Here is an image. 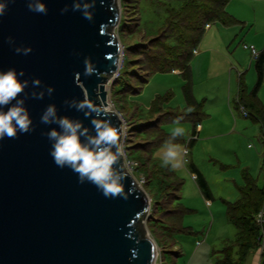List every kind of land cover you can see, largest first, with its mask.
<instances>
[{"label":"water","instance_id":"water-1","mask_svg":"<svg viewBox=\"0 0 264 264\" xmlns=\"http://www.w3.org/2000/svg\"><path fill=\"white\" fill-rule=\"evenodd\" d=\"M117 1L96 0L87 20L71 9L72 0H44L47 14L30 11L27 0H10L0 17V69L24 71L25 103L35 126L0 140V264H155L157 246L144 224L150 209L145 191L131 175L127 199L105 198L91 183H78L76 173L57 167L49 155L44 133L55 125L40 122L44 108L54 103L61 115L90 128L83 113L64 101L87 97L106 104L122 52L115 35ZM29 45L27 55L15 52V46ZM86 57L95 69L91 75H85ZM36 77L40 87L54 86L51 96H31ZM111 119L121 126L117 114Z\"/></svg>","mask_w":264,"mask_h":264},{"label":"rangeland","instance_id":"rangeland-1","mask_svg":"<svg viewBox=\"0 0 264 264\" xmlns=\"http://www.w3.org/2000/svg\"><path fill=\"white\" fill-rule=\"evenodd\" d=\"M133 1L125 0L124 3L121 0L117 1L120 17L123 14L127 20L132 16L133 20L137 18L135 9L127 8V5ZM121 4L125 6L124 10ZM225 9L234 18L235 24L229 26L213 24L207 32L214 36L208 35L204 39L207 32L205 33L199 45V50L202 52L198 57L195 55L190 63L193 95L197 101L202 102L201 112L204 117L199 124L203 122L207 129L206 134L210 133L211 135L203 144L201 143L202 136L198 134L199 138L189 149L190 159L205 178L212 200L209 205L206 204L186 167L187 165L173 171L183 184L178 195L180 199L173 203V208L178 204L177 210L175 208L172 210H175L174 214L181 216L178 223L185 232L183 230L174 232L170 227L171 239L162 240L156 232L151 230V234L148 230L147 219L151 216L150 210L144 222L151 239L155 240L154 242L160 249L161 264H215L220 257L218 251L227 245V241L231 243L235 236V229L228 224L225 216L223 215L221 219L222 224L224 223L222 227L217 214L219 211L225 214L224 203L234 202L237 198L236 184L242 182L244 168H247V173H251L257 179L258 186L263 184L261 168L264 165V147L259 125L248 116L241 115L234 101L235 94L232 92L228 96L226 89L229 80L231 79L233 86L240 75H242L246 93L251 92L254 87L256 82L254 60L244 46H253L258 52L262 49L264 43V0H230ZM147 13V15H142L144 22L146 19L148 20V17L154 18L151 8H148ZM118 26L115 28V35L121 45L122 52L118 73L107 85L106 104L115 106L121 127L125 130V120L129 116V112L138 111L139 115L144 114L156 95L171 92L172 96L166 106L183 108L184 101L181 93L183 80L179 74H173V72L153 74L147 77L145 84L135 87V81L138 78L131 79L129 74L132 71L130 70H135L134 72L138 74L139 72L137 69L129 68H135L132 65L142 59L137 56V51L132 52L127 48H130L134 41L139 42V39L135 37L133 40H129L128 35H124L125 33H122L124 30L119 29ZM222 57L224 58L223 66L219 63ZM119 72L120 81L124 76V78H128L127 80L131 79V83L135 82L132 90H128L127 87L124 90H119L118 82H114ZM124 72L129 73L124 74ZM134 90L138 92L134 93ZM257 97L264 104V81L258 90ZM218 122H220V128ZM181 124L186 129L184 137L189 139L191 125L186 122ZM173 126L165 125L164 129L166 128V131L169 132ZM123 138H125V134ZM160 149L152 153V158L159 164ZM133 175L135 181H138L140 176L143 178L142 174L139 175L137 168L133 170ZM142 185L143 183L141 184L143 189ZM154 189V183H150L147 187V191L152 193H154ZM218 228L223 230L222 240L215 236Z\"/></svg>","mask_w":264,"mask_h":264},{"label":"trees","instance_id":"trees-1","mask_svg":"<svg viewBox=\"0 0 264 264\" xmlns=\"http://www.w3.org/2000/svg\"><path fill=\"white\" fill-rule=\"evenodd\" d=\"M229 1L134 0L127 5V8L135 9L137 18L133 20L132 16L127 20L123 14L120 17L118 27L124 30L122 33L128 35L129 40H133L135 37L139 39V42L134 41L133 45L127 48L132 52L137 51V56L142 59L132 65L135 68H129L137 69L139 72L138 74L134 72L135 70H130L132 71L130 73L132 76L129 74L131 79L138 78L135 81V87L145 84L150 75L174 72V70L183 80L181 86L183 108L167 107L166 104L172 96L171 92H167L164 95H156L144 114L139 115L138 111L129 112L130 114L125 120L124 148L126 157L137 163L139 175L142 174L144 178L143 189L150 198L151 216L147 219V227L151 234V230H153L162 240L171 239L170 227L174 232L183 230L178 223L181 216L174 214L178 204L174 206L175 210H172L174 209L173 203L180 199L178 195L183 183L173 171L161 168L160 164L152 158V153L161 148L163 141L169 135L164 126L173 125L177 116H183L181 123H189L191 130L189 139L179 137L176 142L186 146L187 150L193 147L196 141V128L204 116L201 112L202 102L197 101L193 96L190 63L207 25L229 26L235 24L234 18L225 9ZM121 2L124 3L125 0H121ZM121 7L124 10L123 4ZM148 8L152 9L151 14L154 18L148 17V20L146 19L144 22L142 15L148 14ZM263 69L264 47L254 59L256 82L253 89L246 93L242 75H240L236 96V107L244 109L247 116L258 123L261 138L264 136V107L260 103L257 93L263 82ZM127 73L129 72H124V74ZM127 79L123 76L120 81L119 72L116 81H114L118 82L119 90H124L125 87L128 90L133 89L132 86L135 82L131 83V79ZM137 92L134 90V93ZM187 108H191L192 111H185ZM187 161L186 167L189 173L195 176L194 182L200 190L202 198L211 201V192L205 178L191 160ZM262 171L264 174V167ZM241 178V185L236 186L238 198L234 202L224 203L228 221L236 229L234 240L231 243L227 241V245L218 251L221 258L215 264H242L250 251L259 249L261 246L264 217H262V223L258 224L256 215L260 211H264V180L262 186H257L256 180L246 170L242 171ZM150 183L155 184L154 193L147 191ZM155 244L158 248L156 242ZM158 250L160 255V249L158 248ZM259 264H264V252L261 254Z\"/></svg>","mask_w":264,"mask_h":264},{"label":"clouds","instance_id":"clouds-1","mask_svg":"<svg viewBox=\"0 0 264 264\" xmlns=\"http://www.w3.org/2000/svg\"><path fill=\"white\" fill-rule=\"evenodd\" d=\"M10 0H0V17L6 15ZM96 0H72L71 9L91 20L94 16ZM30 11L47 14L48 7L44 0H27ZM65 5L61 12H67ZM9 44L14 45L11 36L7 37ZM31 46H15V52L27 55ZM85 75H91L95 69L90 58H85ZM119 65L113 76L117 74ZM174 70L173 74H175ZM24 71L15 68L0 69V140L5 137L15 138L17 134L34 131L31 114L26 106L24 90L29 86V80L21 79ZM41 80L36 77L31 80V96L43 99L45 94L51 96L54 86H41ZM39 88V90H37ZM64 103L83 113L89 120L90 128L82 120L68 115H61L54 103H49L40 115V122L50 127L44 133L50 141L49 155L59 168H68L76 173L78 183H91L105 198L127 199L130 192L125 190V181L133 167L132 161L125 160V148L122 138L125 130L113 124L111 117L116 114L112 104L97 105L89 98L66 99ZM185 111H192L191 108ZM183 116H177L169 135L163 141L160 149V167L176 171L187 165V149L176 140L186 135V129L181 124ZM264 217V211L257 213L256 219Z\"/></svg>","mask_w":264,"mask_h":264},{"label":"crops","instance_id":"crops-1","mask_svg":"<svg viewBox=\"0 0 264 264\" xmlns=\"http://www.w3.org/2000/svg\"><path fill=\"white\" fill-rule=\"evenodd\" d=\"M230 2V1H229ZM227 12V11H226ZM228 13V12H227ZM231 16V15H230ZM211 27H212V25H207L206 26V28H205V33L207 32V30L209 31L210 29H211ZM205 33H204V35H205ZM204 35H203V37H202V39H201V41L200 42H202V40H203V38H204ZM208 35H210V36H214V34H209V32H207L206 33V35H205V38L204 39H206V37L208 36ZM199 45H200V43H199ZM199 45H198V47H197V49L194 51V56L196 55L197 57L200 55V53L202 52V51H200L199 50ZM263 47H264V43H263V45H262V49H263ZM250 54V53H249ZM224 56V55H223ZM210 63H211V61H210ZM219 63H221L222 64V66H223V64H224V58L222 57V59L220 60V62ZM209 66H210V64L207 66V69L209 68ZM190 69H191V65H190ZM175 74H178V72L176 71L175 72ZM191 75H192V69H191ZM239 79V78H238ZM263 81H264V77H263ZM243 84H244V81H243ZM244 87H245V85H244ZM245 89H246V87H245ZM192 90H193V87H192ZM227 95L228 96H230L231 94H232V92L235 94V98H234V101L236 102V96H237V91H238V80H237V82L236 83H234V85L232 86V84H231V79L229 80V84H228V86H227ZM194 93V92H193ZM194 96V95H193ZM224 97V96H223ZM222 98V97H221ZM259 99V98H258ZM259 101H260V103L263 105V107H264V104L261 102V100L259 99ZM241 108V107H240ZM240 108H239V110H240ZM244 110V109H243ZM240 113H241V111H240ZM242 115V114H241ZM243 116V115H242ZM204 123H206V122H204ZM256 123V122H255ZM218 124V126H219V128H220V122H218L217 123ZM206 125H208V124H206ZM259 130H260V127H259ZM206 131H207V129H205V124L203 125V122L201 123V124H199L198 126H197V128H196V132H197V134H196V140L199 138V135L198 134H201V136H202V142L201 143H203L204 144V142L206 143L207 141V138H209V136H211L210 135V133H207L206 134ZM188 137H189V135H188ZM263 143H262V145H263V147H264V141H262ZM185 148H186V146H184ZM191 158V152L189 151V150H187V160H191L190 159ZM194 164V163H193ZM263 167H264V165H263ZM263 167L261 168V170L263 169ZM197 168V167H196ZM198 169V168H197ZM244 170H247L248 171V169L247 168H244ZM248 174L252 177V178H254L255 180H256V182H257V179L255 178V177H253L252 175H251V173H249L248 172ZM192 175V178H193V180L195 179V176L193 175V174H191ZM262 175H263V180H264V174H263V172H262ZM195 183V182H194ZM196 185V184H195ZM238 185H241V183L239 182L238 184H236V186H238ZM258 186V185H257ZM262 186V185H261ZM260 187V186H259ZM236 192H237V190H236ZM237 194H238V192H237ZM237 198H238V196H237ZM236 198V199H237ZM235 199V200H236ZM234 200V201H235ZM205 202H206V204L207 205H209L210 203H211V201H206L205 200ZM223 215L225 216L224 218L226 219V221L228 222V224H230L234 229H235V227L228 221V218H227V214H226V211H225V214H223V212H221V211H219V213L217 214V216H218V221L220 222V224H221V226L223 227L224 226V223L222 224V217H223ZM225 229L228 231V229L225 227ZM219 230V228L217 229V234L215 235L216 236V238L217 239H220V240H222V237H223V235H224V233H223V230L220 228V230ZM236 230V229H235ZM261 254H262V252H261V250L260 249H256V250H252V251H250L246 256H245V258H244V260H243V262H242V264H259L260 263V258H261ZM221 258V255H220V257H218V260ZM217 260V261H218Z\"/></svg>","mask_w":264,"mask_h":264},{"label":"built area","instance_id":"built-area-1","mask_svg":"<svg viewBox=\"0 0 264 264\" xmlns=\"http://www.w3.org/2000/svg\"><path fill=\"white\" fill-rule=\"evenodd\" d=\"M244 48L246 49V50H248L249 51V53H250V56H251V58L254 60L257 56H258V54H259V52L253 47V46H244ZM240 111H241V114L244 116V117H247V112L245 111V110H243L242 108H240ZM124 139V138H123ZM263 141H264V136H263ZM125 160L126 161H132V160H129V159H127V157H126V151H125ZM133 162V167H131V169H130V175L135 179V177H134V175H133V170L134 169H136L137 167H138V165H137V163L136 162H134V161H132ZM137 182V184L141 187V184L143 183V178H141V176L138 178V181H136ZM261 212V211H260ZM256 222L258 223V224H261L262 223V218L260 219V220H257L256 219ZM263 242H264V230H262L261 231V246H260V250H261V252H264V244H263ZM155 264H161V260H160V255H159V251L157 250V256H156V259H155Z\"/></svg>","mask_w":264,"mask_h":264},{"label":"bare ground","instance_id":"bare-ground-1","mask_svg":"<svg viewBox=\"0 0 264 264\" xmlns=\"http://www.w3.org/2000/svg\"><path fill=\"white\" fill-rule=\"evenodd\" d=\"M106 89H107V87H106Z\"/></svg>","mask_w":264,"mask_h":264}]
</instances>
